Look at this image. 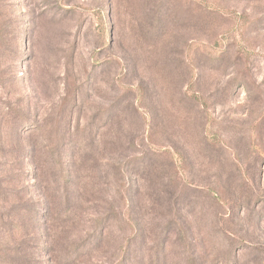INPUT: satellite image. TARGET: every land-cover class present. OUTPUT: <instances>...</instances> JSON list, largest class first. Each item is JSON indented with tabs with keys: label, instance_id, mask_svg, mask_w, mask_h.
I'll return each mask as SVG.
<instances>
[{
	"label": "rangeland",
	"instance_id": "obj_1",
	"mask_svg": "<svg viewBox=\"0 0 264 264\" xmlns=\"http://www.w3.org/2000/svg\"><path fill=\"white\" fill-rule=\"evenodd\" d=\"M0 264H264V0H0Z\"/></svg>",
	"mask_w": 264,
	"mask_h": 264
},
{
	"label": "trees",
	"instance_id": "obj_2",
	"mask_svg": "<svg viewBox=\"0 0 264 264\" xmlns=\"http://www.w3.org/2000/svg\"><path fill=\"white\" fill-rule=\"evenodd\" d=\"M135 153V152H134ZM132 153V154H134ZM154 161L152 153H143L139 158L133 159L125 163L129 178L136 176L135 185L136 188L142 189L146 186V180L144 181V173L150 168L151 163Z\"/></svg>",
	"mask_w": 264,
	"mask_h": 264
}]
</instances>
